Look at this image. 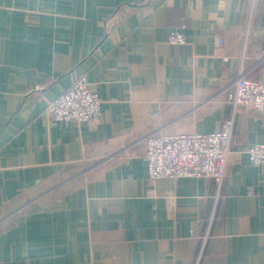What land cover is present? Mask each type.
<instances>
[{
	"label": "crops",
	"instance_id": "1",
	"mask_svg": "<svg viewBox=\"0 0 264 264\" xmlns=\"http://www.w3.org/2000/svg\"><path fill=\"white\" fill-rule=\"evenodd\" d=\"M241 73L264 82V0H0V264H264L246 153L264 116L230 102ZM82 76L99 122L48 119ZM230 120L221 184L149 182L150 137Z\"/></svg>",
	"mask_w": 264,
	"mask_h": 264
},
{
	"label": "built area",
	"instance_id": "2",
	"mask_svg": "<svg viewBox=\"0 0 264 264\" xmlns=\"http://www.w3.org/2000/svg\"><path fill=\"white\" fill-rule=\"evenodd\" d=\"M168 42L185 45L187 39L182 32L175 30L170 33ZM223 43L224 40L218 39L217 46ZM229 100L235 109L246 107L264 116V82L249 79L241 73ZM101 104L97 92L82 76L49 104L45 116L56 123L87 122L96 125L101 116ZM232 134L233 121L230 120L222 130L213 133L150 137L146 142L145 155L149 182L198 178L213 179L221 184L226 175ZM246 153L254 166H264V143L250 147Z\"/></svg>",
	"mask_w": 264,
	"mask_h": 264
}]
</instances>
